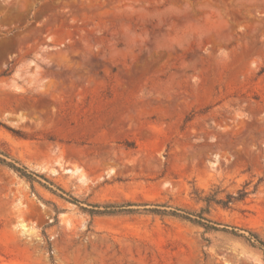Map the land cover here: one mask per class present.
Listing matches in <instances>:
<instances>
[{
	"label": "rangeland",
	"instance_id": "obj_1",
	"mask_svg": "<svg viewBox=\"0 0 264 264\" xmlns=\"http://www.w3.org/2000/svg\"><path fill=\"white\" fill-rule=\"evenodd\" d=\"M0 152L81 201L0 164V264H264L144 209L264 240V0H0Z\"/></svg>",
	"mask_w": 264,
	"mask_h": 264
},
{
	"label": "trees",
	"instance_id": "obj_2",
	"mask_svg": "<svg viewBox=\"0 0 264 264\" xmlns=\"http://www.w3.org/2000/svg\"><path fill=\"white\" fill-rule=\"evenodd\" d=\"M0 164L4 165L13 171H15L19 176L26 179L30 184L33 182L39 183L44 188L48 189L50 192L56 194L57 196L72 202L74 204H80L76 197L70 195L68 192L63 190L61 187L55 185L52 181L48 180L42 174H38L28 170L25 166L21 165L18 161L9 157L8 154L0 152ZM247 194V190H238L236 195L227 194L224 198H217L215 194H210L206 196H197V199L204 202V207H201L199 211H189L177 207H171L163 204H154L151 208H144L146 211L159 215H170L183 220L189 221L193 224H197L203 227L204 232L206 231H223L230 233L233 236L243 239L250 246L258 248L264 254V240L253 231L242 230L235 226H229L222 224L208 218L205 213L209 212V208L212 203L219 204L223 207L228 206V204L234 201H239L244 198ZM146 205V204H145ZM88 206V207H87ZM87 206H80L81 209L88 212L90 215H103V214H116L121 212H135L133 208H127L123 204H87Z\"/></svg>",
	"mask_w": 264,
	"mask_h": 264
}]
</instances>
